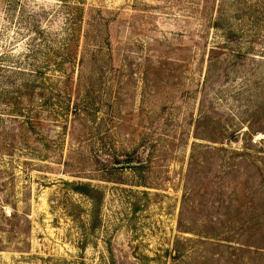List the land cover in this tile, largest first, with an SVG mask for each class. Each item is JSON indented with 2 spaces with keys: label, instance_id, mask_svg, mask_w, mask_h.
<instances>
[{
  "label": "rangeland",
  "instance_id": "obj_1",
  "mask_svg": "<svg viewBox=\"0 0 264 264\" xmlns=\"http://www.w3.org/2000/svg\"><path fill=\"white\" fill-rule=\"evenodd\" d=\"M256 249L264 0H0V264Z\"/></svg>",
  "mask_w": 264,
  "mask_h": 264
},
{
  "label": "trees",
  "instance_id": "obj_2",
  "mask_svg": "<svg viewBox=\"0 0 264 264\" xmlns=\"http://www.w3.org/2000/svg\"><path fill=\"white\" fill-rule=\"evenodd\" d=\"M19 72H20V71H19ZM203 120H204L203 122H205V121H206V118L204 117V119H203ZM239 252H241V253H244L245 251H243V250H240ZM255 252H256V254H257V255H263V253H264V252H260L258 249H256V251H255Z\"/></svg>",
  "mask_w": 264,
  "mask_h": 264
}]
</instances>
